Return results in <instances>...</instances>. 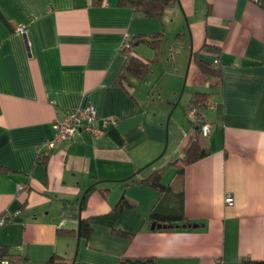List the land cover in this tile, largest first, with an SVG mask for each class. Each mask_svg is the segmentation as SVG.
Segmentation results:
<instances>
[{"label":"crops","instance_id":"1","mask_svg":"<svg viewBox=\"0 0 264 264\" xmlns=\"http://www.w3.org/2000/svg\"><path fill=\"white\" fill-rule=\"evenodd\" d=\"M154 33L162 34L158 60L145 78L120 85L125 41ZM135 54L155 56L146 44ZM194 55L221 70L219 86ZM195 91L210 93L202 110L209 135L186 114ZM90 105L103 135L80 130L41 156L55 138L54 121ZM196 137L208 153L180 172L173 162ZM0 167V216L16 217L1 227L0 243L19 264H45L52 255L64 259L55 264L264 261L261 2L175 0L159 20L121 0H0ZM155 171L182 203L142 182ZM123 196L130 205L115 228L130 236L97 219ZM158 206H183L185 221L152 229L149 214ZM88 219L86 239L80 225Z\"/></svg>","mask_w":264,"mask_h":264},{"label":"trees","instance_id":"2","mask_svg":"<svg viewBox=\"0 0 264 264\" xmlns=\"http://www.w3.org/2000/svg\"><path fill=\"white\" fill-rule=\"evenodd\" d=\"M104 0H95L96 4H102ZM175 0H121V4L128 5L133 8L135 13H140L146 17H151L155 19L161 20L165 10L173 4ZM261 2V6L264 7V0H257ZM162 42V34L154 33V34H139L133 37L128 38L126 45L123 47L124 51L127 52V61L125 65V72L119 77L118 83L120 85H128L129 78L133 77L136 79H143L147 76L150 71V68L153 62L158 60V52L160 49V45ZM140 44H146L150 46L154 52L155 56L153 59H143L135 54V48ZM195 56V55H194ZM195 62L199 68V70L205 75L213 80V83L216 86L221 84L222 74L221 70L218 67L212 66L208 62L197 58L196 56ZM210 99V93L206 91H195L190 98V106L186 109V112L189 108H193L196 111V118L192 120V123L197 126V131L202 132V126L205 122V119L202 115V110L207 107ZM208 153L200 143V139L196 137L193 143L190 145L187 150L184 158L179 161H174V164H177L178 171L182 172L186 165L196 162L201 159ZM45 157V156H43ZM1 170H5V168L0 167ZM142 182L148 184L149 186L158 190L164 199L177 201L182 203L183 195L182 193H175L171 189L170 186L163 183V174L160 171L153 172L149 177L142 179ZM130 202L125 199L123 196L114 211L106 217H97V219H101L100 221L105 222L110 227L115 230V232L130 236V233H127L122 230H118L115 228L116 219L120 213V211L129 206ZM161 208L156 207L149 214V219L152 222L157 224H161V228L156 229H167L172 227L177 222H184L185 217L183 213V206L170 209L168 211H162ZM91 221L81 220L80 225V234L82 237L89 239L92 233V225ZM163 225H167L163 227ZM64 261V259L59 258L57 255H52L49 260L45 264H55L58 261ZM4 261H7L8 264H19L20 259L19 255H15L11 253L4 244L0 243V264H3ZM118 264H155V260L153 257L149 258H124ZM248 264H264V261H253Z\"/></svg>","mask_w":264,"mask_h":264},{"label":"built area","instance_id":"3","mask_svg":"<svg viewBox=\"0 0 264 264\" xmlns=\"http://www.w3.org/2000/svg\"><path fill=\"white\" fill-rule=\"evenodd\" d=\"M17 29L26 35L27 29L25 26H19ZM127 40L125 41L124 46L126 45ZM186 114L189 119L194 120L196 118V111L193 108H189ZM96 120L97 108L94 105L87 106L83 109L69 110L63 118L56 119L54 121L53 127L56 132L55 138L51 141H48L45 147L42 146L39 148L40 155L42 156L43 154H45V150L53 148L56 142L62 139H71V137H73V135L80 130H85L93 136L100 137L101 135H103V130L96 127ZM112 121L115 122V120ZM109 122V120H105L103 126H106ZM211 130L212 123L209 121H205L202 126L203 134L209 135L211 133ZM24 187V185L19 184V189H22ZM226 201L228 203L232 202V197L230 195H226ZM15 218V215L4 214L0 216V229L6 223L14 221ZM3 264H7V261H4Z\"/></svg>","mask_w":264,"mask_h":264},{"label":"rangeland","instance_id":"4","mask_svg":"<svg viewBox=\"0 0 264 264\" xmlns=\"http://www.w3.org/2000/svg\"><path fill=\"white\" fill-rule=\"evenodd\" d=\"M170 45H171V43H168V41H167V42H166V47H167V46H170ZM141 47H142L141 49H146L147 51H152L149 47H147V46H145V45H141ZM140 54H143V53L140 52ZM162 56L165 57L163 53L161 54V59H162ZM168 56H169V54H168V51H167V57H168ZM167 57H165V63H166V61H167Z\"/></svg>","mask_w":264,"mask_h":264},{"label":"water","instance_id":"5","mask_svg":"<svg viewBox=\"0 0 264 264\" xmlns=\"http://www.w3.org/2000/svg\"><path fill=\"white\" fill-rule=\"evenodd\" d=\"M166 226H167V225H163V227H166ZM186 226H188V227H198L199 225H197V224H190V225H186ZM151 227H152V229H155V228H161L162 225L153 222Z\"/></svg>","mask_w":264,"mask_h":264}]
</instances>
